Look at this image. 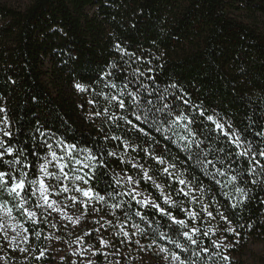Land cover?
Wrapping results in <instances>:
<instances>
[{
  "label": "snow or ice",
  "instance_id": "snow-or-ice-1",
  "mask_svg": "<svg viewBox=\"0 0 264 264\" xmlns=\"http://www.w3.org/2000/svg\"><path fill=\"white\" fill-rule=\"evenodd\" d=\"M115 48L123 64H110L95 84H74L88 94V118L103 121L102 137L81 142L39 122L16 129L0 107V250L31 253L40 262L51 250L32 245L33 237H43L41 226L71 224L78 231L70 243L79 250L72 249L70 255L78 259L70 264H121L133 245L157 249L160 264H198L202 255L230 261L217 241L205 245L203 238H211L199 223L219 216L227 225L224 232L240 236L237 229L245 225H234L221 211L226 206L216 198L215 186L238 216L252 200L245 174L252 185L264 175V129L254 133L259 140L249 139L247 129L238 130L219 111L193 100L177 81L161 83L156 68L133 67L151 61L118 43ZM109 158L125 167L117 171ZM197 169L212 184H205ZM81 228L88 230L80 235ZM93 234L98 245L85 248L84 237ZM223 239V247H234L227 236Z\"/></svg>",
  "mask_w": 264,
  "mask_h": 264
},
{
  "label": "trees",
  "instance_id": "trees-1",
  "mask_svg": "<svg viewBox=\"0 0 264 264\" xmlns=\"http://www.w3.org/2000/svg\"><path fill=\"white\" fill-rule=\"evenodd\" d=\"M117 43L151 61L133 67L156 68L161 83L177 81L193 100L259 140L254 133L264 129V0H31L21 8L0 3V107L14 128L27 130L39 122L81 142L102 137L103 121L88 118V94L74 84H95L110 64H123ZM177 151L173 146V154ZM109 163L117 171L125 167L112 158ZM197 174L212 184L199 169ZM245 179L252 200L238 216L219 186L215 194L232 223L245 225L237 229L239 237L227 233L230 241L241 252L260 247L257 262L264 264V175L256 176V185L246 174ZM41 227V240L32 239L37 248L46 246ZM42 262L58 264L51 258ZM213 262L224 263L202 255L198 264Z\"/></svg>",
  "mask_w": 264,
  "mask_h": 264
},
{
  "label": "rangeland",
  "instance_id": "rangeland-1",
  "mask_svg": "<svg viewBox=\"0 0 264 264\" xmlns=\"http://www.w3.org/2000/svg\"><path fill=\"white\" fill-rule=\"evenodd\" d=\"M30 1L31 0H0V3L15 8H21L27 5ZM14 214L18 215V213ZM63 223L67 224L68 222L64 221ZM199 226L202 229H207L209 231V237L211 239H203H208L210 242L212 240L217 241V244L221 246L220 251L222 254L228 255L230 257V261H224L223 264H258L257 255L261 254V248L258 246L249 247L247 250L241 252L239 250L238 244H236V240H234V242H232L234 247H223V245L226 243L223 238L227 236L228 241H230V238L228 237L227 233L223 231V229L227 226L223 221L220 220V218L209 220L207 217H205V222L199 223ZM69 230H71V233L73 234H70ZM87 230L88 229L86 228H81L79 229V234L83 235V232ZM77 231V227L71 224L68 225V228L46 227V237H51V239H46V246L44 248L51 249L50 251L46 252V257L54 259V261L58 264H70L71 260H77L78 257L70 255L73 248H77L79 250V245L70 243L75 241L74 233ZM213 232L216 234L213 235ZM57 237H60V239L58 240ZM89 243L98 245V240L95 239V234H93V237L91 238L84 237L83 246L86 248ZM144 243H147V241H144ZM0 257H4V259H0V264H43L42 261L37 262L31 259V253H12L10 249L6 251L0 250ZM96 259L102 260V257H97ZM116 259L121 258L116 257ZM121 264H160V255L158 254V250L155 248L138 250V248L133 245L126 250L125 257L121 260Z\"/></svg>",
  "mask_w": 264,
  "mask_h": 264
}]
</instances>
